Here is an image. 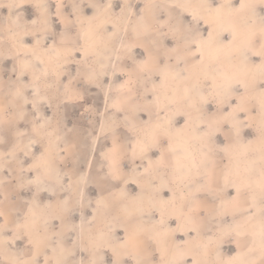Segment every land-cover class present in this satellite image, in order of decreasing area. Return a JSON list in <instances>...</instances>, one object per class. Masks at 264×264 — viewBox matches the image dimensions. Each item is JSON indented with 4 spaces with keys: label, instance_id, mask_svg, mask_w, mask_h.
Wrapping results in <instances>:
<instances>
[{
    "label": "rangeland",
    "instance_id": "374dc122",
    "mask_svg": "<svg viewBox=\"0 0 264 264\" xmlns=\"http://www.w3.org/2000/svg\"><path fill=\"white\" fill-rule=\"evenodd\" d=\"M208 2L0 0V264H259L264 5Z\"/></svg>",
    "mask_w": 264,
    "mask_h": 264
},
{
    "label": "snow or ice",
    "instance_id": "6c2138e0",
    "mask_svg": "<svg viewBox=\"0 0 264 264\" xmlns=\"http://www.w3.org/2000/svg\"><path fill=\"white\" fill-rule=\"evenodd\" d=\"M212 3L213 0H209V2L205 5V7L208 9L209 11V15H211L212 13H219V10L221 7H223L222 5H217L215 8L212 7ZM259 3L261 5H264V0H259ZM255 5L251 4L248 2V0H239V6L235 9V11L239 12L243 9L246 8H252L254 9ZM204 22L210 23L209 19L207 17L204 18ZM33 23H35V21H33ZM260 29L258 32L254 31L251 29V27L249 28V34L247 36V38L243 41L240 42V44L237 46L236 51H240L242 54H244V58L245 60H249V56L247 55V53H251L252 56L258 57L260 59V64L257 65V67L260 69L261 72V85H264V15H262L260 17ZM224 32H228L229 36L231 37L228 40V44L231 45L233 44L238 37V33L236 31V29L232 26L229 27H220V26H215V27H210L208 29V35L202 36L197 30H191V38L187 40V44L190 45H194L195 46V51H190L189 55L192 58H195V56L197 55V53L200 54L201 59H203V46L204 45H211L214 42H218L222 36V34ZM257 39H259L261 41V50L258 52H254L252 51L253 46L255 45ZM143 70V69H141ZM235 85H238L240 87H243L245 89V91L247 90L248 85L243 83L241 80H236L234 81ZM229 90H234L233 87L230 85L229 86ZM239 101L240 103L237 105L235 111L239 112L241 114L247 112V111H256L255 106H251L249 105L248 107L243 106L245 103L244 97L241 96L239 97ZM259 110H260V116H261V121H262V131H264V87H262L261 89V98H260V103H259ZM157 128H159L160 126L157 125ZM35 131V129H34ZM166 131L163 133H160V136L166 135ZM259 188H260V192H261V197H262V201H264V173H262L261 176V181L259 183ZM239 191V190H238ZM261 212L262 214H264V203H262V207H261ZM243 235L240 232H237V236H241ZM260 235H261V252H260V261L259 264H264V219H262L261 221V226H260ZM127 242V241H126ZM254 251L253 248H249L248 252L252 253ZM242 253H240L239 251L236 253L235 256L232 257H228L225 260H221L218 262V264H257V262L255 260H243L241 259ZM33 264H36V262H33ZM46 264H48V262L46 261ZM57 264H59V262H57ZM183 264H187V262H183ZM193 264H196V261H193Z\"/></svg>",
    "mask_w": 264,
    "mask_h": 264
}]
</instances>
